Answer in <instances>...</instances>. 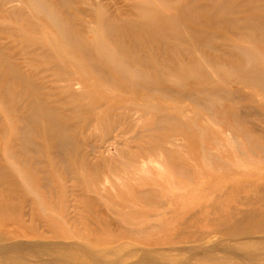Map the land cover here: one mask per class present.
Masks as SVG:
<instances>
[{"label": "rangeland", "instance_id": "1", "mask_svg": "<svg viewBox=\"0 0 264 264\" xmlns=\"http://www.w3.org/2000/svg\"><path fill=\"white\" fill-rule=\"evenodd\" d=\"M1 235L244 264L234 239L264 237V0H0Z\"/></svg>", "mask_w": 264, "mask_h": 264}, {"label": "bare ground", "instance_id": "2", "mask_svg": "<svg viewBox=\"0 0 264 264\" xmlns=\"http://www.w3.org/2000/svg\"><path fill=\"white\" fill-rule=\"evenodd\" d=\"M39 4H41V3L39 2ZM44 7H45V5L43 6V9H44ZM48 9L49 8H47V11H48ZM48 14H49V11H48ZM49 15L51 16V11H50ZM158 167H161V166L159 165ZM155 169L158 170L157 167ZM160 170L161 169L159 168L158 171H160ZM142 171L145 172L146 170H142ZM146 172H149V171L147 170ZM149 174H150V172H149ZM44 232H46V231H44ZM1 236H0V264H49L48 263L49 260H51L50 262H52L53 264H62L64 258L69 259L70 257H72V253H74L75 251H78V250H80V252L83 253L84 255H86L88 257L90 256L91 258H93L92 264H116L115 262H111V261L103 262L99 256H96L95 254H93L91 251H89V249L83 250V248L81 246L79 247V246L71 245V244L70 245H68V244L67 245H53L51 243H46L44 241H38L35 243L34 242H23V241L22 242H19V241L15 242V241H10L9 239H6L3 236L2 237ZM234 240H237V241L236 242L234 241L235 243H233L231 245L233 248V251L235 250L233 253L238 259H241V261L244 264H264V237L254 238V237H250V235H249V237L248 236H240V237H238V239H234ZM215 249H217V248H215ZM105 250H108V249H105ZM179 250H181V248ZM182 250L183 251H190V249H185V248H182ZM212 250H213V248L211 249V251L209 249L210 252H212ZM230 250H232V249H230ZM204 251H206V250H204ZM207 252H205L206 254H204V257L208 254ZM145 253H148V252H145ZM227 253L229 254L230 252L228 251ZM197 254L193 253L194 256ZM202 254L203 253H201L199 255L202 256ZM43 257H49V258H43ZM39 258H41L40 261H38ZM234 259H236V258H234ZM191 260H192V258H191ZM59 261H61V262H59ZM64 262L67 263L65 260H64ZM137 262H138V260H137ZM139 262L142 264V262H148V261H147V259L143 260L141 257ZM187 263H188V261H187Z\"/></svg>", "mask_w": 264, "mask_h": 264}]
</instances>
